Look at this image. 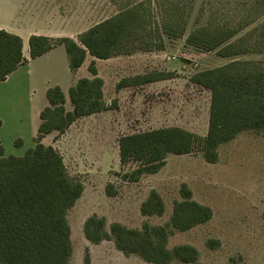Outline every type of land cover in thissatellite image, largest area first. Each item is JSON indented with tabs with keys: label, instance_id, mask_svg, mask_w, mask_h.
I'll use <instances>...</instances> for the list:
<instances>
[{
	"label": "rangeland",
	"instance_id": "1",
	"mask_svg": "<svg viewBox=\"0 0 264 264\" xmlns=\"http://www.w3.org/2000/svg\"><path fill=\"white\" fill-rule=\"evenodd\" d=\"M37 1V9L55 18L56 25L64 17L81 34L131 4L147 3L158 20L161 18V0ZM182 1L192 5L188 10L187 32L182 39L165 36L168 65L161 69L174 79L158 90L134 87L120 99L114 97L113 85L108 81L106 94L111 103L108 110L81 118L65 134L56 132L44 141L45 145L55 146L70 175L80 179L85 187L67 216L73 245L70 264H87L88 256L89 264H150L135 255L126 257L112 240L92 244L84 235V222L97 214L107 219L108 230L115 222L129 228H141L144 222L165 225L173 214L174 203L181 200L183 184L192 190L194 200L212 209L213 218L187 232H175L169 239V249L192 245L200 253L201 264H264V132H242L219 148L220 160L216 164L206 162L202 153L171 154L158 174L144 175L137 183L124 180V174L134 166L123 168L120 164L118 141L122 136L165 127L207 135L211 92L192 82L194 74L223 66L233 59L264 61V53L221 58L216 51L206 52L186 41L197 21L205 23L213 15L238 24L254 21L243 33L252 30L264 22V16L258 17L255 9H248L250 0ZM24 2L30 1L0 0V24H29V19L26 21L27 18L18 15ZM23 53L28 55V41ZM135 54L138 56L133 59L137 62L130 70L134 76L157 69L145 66L144 57L140 56L143 52ZM92 59L89 56L82 74L89 75ZM98 63L102 74L108 76L111 67L107 62ZM72 75L66 50L61 47L56 54L32 62L0 82V146L4 147L6 156H22L36 145L40 113L48 106L47 90L60 86L67 92ZM67 109H72L70 101ZM108 185H112V197L106 193ZM152 190L159 192L165 202L162 217L141 214V204ZM210 240L218 241L215 248L209 246Z\"/></svg>",
	"mask_w": 264,
	"mask_h": 264
},
{
	"label": "trees",
	"instance_id": "2",
	"mask_svg": "<svg viewBox=\"0 0 264 264\" xmlns=\"http://www.w3.org/2000/svg\"><path fill=\"white\" fill-rule=\"evenodd\" d=\"M161 1L159 20L150 5L141 2L127 5L90 27L79 41L32 35L30 59L62 45L75 74L88 56L108 60L163 50L165 36L185 37L192 5L182 0ZM250 1L248 9H255L258 17L264 16V0ZM252 22L244 20L238 24L213 15L205 23L197 21L186 41L203 51H216L221 58L263 54L264 22L243 33ZM23 47L20 36L0 29V82L29 63ZM88 70L93 78H80L69 89L72 110L67 109V97L60 86L47 90L48 106L40 113L34 147L22 156H6L0 146V264H70L73 245L67 216L85 187L80 179L70 175L62 154L54 146L42 143V139L54 132L63 135L79 119L109 109L104 101V81L98 76L94 60ZM171 78V74H147L123 80L117 88ZM192 82L211 92L207 135L165 127L122 136L118 141L120 164L123 168L134 166L124 174L126 182L137 183L144 175L159 173L171 154L202 153L206 162L216 164L221 146L242 132H264V61L233 59L223 66L197 72ZM106 193L114 196L112 185L107 186ZM180 195L181 200L174 203L173 214L165 225L144 222L141 228H129L115 222L108 230L107 219L93 214L84 222V235L92 244L112 240L126 257L135 255L150 264H201L200 253L192 245L168 248L175 232H187L213 218L212 209L194 200L187 184L181 186ZM140 209L145 217H162L166 206L159 192L152 190ZM208 244L215 248L218 241L210 240ZM86 263H90L89 256Z\"/></svg>",
	"mask_w": 264,
	"mask_h": 264
},
{
	"label": "crops",
	"instance_id": "3",
	"mask_svg": "<svg viewBox=\"0 0 264 264\" xmlns=\"http://www.w3.org/2000/svg\"><path fill=\"white\" fill-rule=\"evenodd\" d=\"M29 1H30L29 3H26L27 1L22 3L23 7H21V9L18 10V12H19L18 15H20L19 18H27L26 21H28V19H29L30 20L29 24H28V22H27V24H23L21 26H16V25H11V24H0V29H4V30L8 31L9 33L18 35L23 39V44H24L23 49L26 47L27 41H28V55L26 53H24V55L29 60V63L23 67H27L32 62H35L37 60L38 61L43 60L44 58H47L48 56H52V54H56L58 52V50H60L61 47H63L65 49V47L62 45L57 46L56 48L49 51L45 55H43L37 59L31 60L30 59V52H29V38L32 35L45 36V37H50V38L69 37V38H72L75 40L76 37H78V35L81 34V33L76 32L77 26L75 24L74 25L71 24V22H69V20L65 19L64 17H61V19L59 20V23L56 25L55 24V18L51 17V15H49L46 11H44L42 13L39 11V9H37V7H36L37 2H38L37 0H29ZM49 20H53V21L49 22ZM67 20H68V23H66ZM88 29H86V30H88ZM143 53L144 54L140 55V56L144 57L143 62L144 61L146 62L145 66L149 67L150 69H152V68H157V69H154L155 71H152L150 73L139 74L136 76H134L130 72V70H131V67L135 64V62H137V59H136V61L133 59V58H135V56H138L137 54L128 55V56H118V57H114V58H111L108 60H100V59H96V58L92 57L93 58L92 61L94 60L96 62V66H97V70H98V76L101 79H103V81H104V86H103L104 101L107 103L108 108L111 104L110 101L108 100L107 94H106L108 81H110L113 85L114 97L120 99L123 95L127 94L134 87L148 86L149 88H154V89L158 90L159 88L167 86V84H168L167 82L172 81L174 79V78H171V79L157 80V81L150 82V83H144L142 85L126 86V87H122V88L118 89L117 86L123 80H130L131 78H135L137 76H143V75H147V74L167 72V71L161 70L162 68H165V66L168 65V63L165 59L167 57V49L166 48H164L163 50L157 51V52L154 51V52H143ZM148 56H151V57H148ZM88 58H89V56L87 57L83 66L75 74L72 75L71 87L80 78H89V79L93 78V75H91L90 73L88 76L81 73V70L84 68L86 62L88 61ZM99 61L107 62V65L111 67V71H110V73H108V76H105L102 74V72L99 68V63H98ZM23 67H20L19 69H21ZM17 71H15L14 73H16ZM14 73L9 75L8 78L10 76H12ZM69 89L67 92L65 91V89H63V91L67 97V103L70 101L69 100ZM120 105H121V103H119V106ZM70 110H72V109H70ZM95 115H97V114H95ZM55 133L56 132H54V133L46 136L45 138H43L42 142L44 143L45 140H49ZM50 145L54 146L53 144H50ZM151 175H154V174H151Z\"/></svg>",
	"mask_w": 264,
	"mask_h": 264
}]
</instances>
